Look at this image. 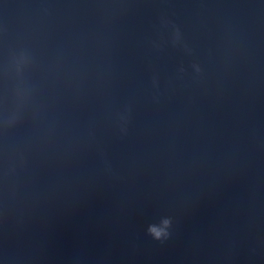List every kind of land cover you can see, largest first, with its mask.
<instances>
[{
  "label": "water",
  "instance_id": "95a60500",
  "mask_svg": "<svg viewBox=\"0 0 264 264\" xmlns=\"http://www.w3.org/2000/svg\"><path fill=\"white\" fill-rule=\"evenodd\" d=\"M0 264H264V0H0Z\"/></svg>",
  "mask_w": 264,
  "mask_h": 264
},
{
  "label": "clouds",
  "instance_id": "9594fccd",
  "mask_svg": "<svg viewBox=\"0 0 264 264\" xmlns=\"http://www.w3.org/2000/svg\"><path fill=\"white\" fill-rule=\"evenodd\" d=\"M162 223L164 225V228H160L155 224H150L147 228L148 234L151 235L155 240L167 239L169 235L165 229L169 226L170 222L168 220H164L162 221Z\"/></svg>",
  "mask_w": 264,
  "mask_h": 264
}]
</instances>
